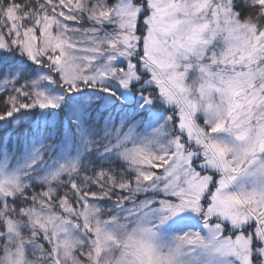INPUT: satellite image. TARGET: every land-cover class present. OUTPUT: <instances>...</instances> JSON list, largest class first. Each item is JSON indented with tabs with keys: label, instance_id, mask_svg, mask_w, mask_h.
<instances>
[{
	"label": "snow or ice",
	"instance_id": "1",
	"mask_svg": "<svg viewBox=\"0 0 264 264\" xmlns=\"http://www.w3.org/2000/svg\"><path fill=\"white\" fill-rule=\"evenodd\" d=\"M0 264H264V0H0Z\"/></svg>",
	"mask_w": 264,
	"mask_h": 264
},
{
	"label": "rangeland",
	"instance_id": "2",
	"mask_svg": "<svg viewBox=\"0 0 264 264\" xmlns=\"http://www.w3.org/2000/svg\"><path fill=\"white\" fill-rule=\"evenodd\" d=\"M69 23H71V22H69ZM140 198H141V199H143V197H142V196H141Z\"/></svg>",
	"mask_w": 264,
	"mask_h": 264
}]
</instances>
